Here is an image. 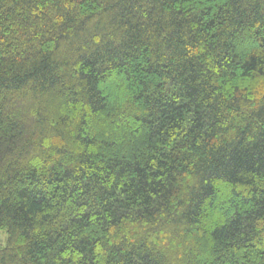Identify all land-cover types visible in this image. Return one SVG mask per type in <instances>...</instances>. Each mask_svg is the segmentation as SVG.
Instances as JSON below:
<instances>
[{
  "label": "trees",
  "instance_id": "16d2710c",
  "mask_svg": "<svg viewBox=\"0 0 264 264\" xmlns=\"http://www.w3.org/2000/svg\"><path fill=\"white\" fill-rule=\"evenodd\" d=\"M0 264H264V0H0Z\"/></svg>",
  "mask_w": 264,
  "mask_h": 264
},
{
  "label": "rangeland",
  "instance_id": "374dc122",
  "mask_svg": "<svg viewBox=\"0 0 264 264\" xmlns=\"http://www.w3.org/2000/svg\"><path fill=\"white\" fill-rule=\"evenodd\" d=\"M0 238L2 239V243L4 244L5 242V235L3 232H0Z\"/></svg>",
  "mask_w": 264,
  "mask_h": 264
}]
</instances>
